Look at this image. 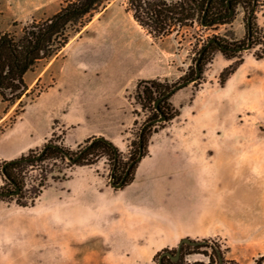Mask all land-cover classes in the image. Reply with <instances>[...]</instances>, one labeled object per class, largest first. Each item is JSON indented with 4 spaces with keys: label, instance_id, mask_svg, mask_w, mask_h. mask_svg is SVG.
Instances as JSON below:
<instances>
[{
    "label": "rangeland",
    "instance_id": "rangeland-1",
    "mask_svg": "<svg viewBox=\"0 0 264 264\" xmlns=\"http://www.w3.org/2000/svg\"><path fill=\"white\" fill-rule=\"evenodd\" d=\"M63 3L0 0V31L18 35L27 23L50 17ZM246 16V9L239 4L223 24L205 28L195 21L154 40L133 19L127 0H111L61 52L39 62L25 75L28 91L22 97L24 111L14 123L24 113L25 118L42 119L50 114L46 110L50 103L90 98L111 81L124 79L122 98L135 117L127 148L118 149L125 162L140 126L152 113L138 103L137 84L158 80L175 87L190 81L198 53L210 38L227 45L245 44ZM254 18L257 38L264 35V0H258ZM261 50V45H256L230 60L218 51L207 54L200 79L186 86L191 95L184 102L183 114L180 116V108L173 106L180 117L156 127L149 138L148 147L154 134L173 122L161 140L166 145L151 155L148 149L132 181L122 189L111 186L106 158L98 160L100 173L93 195L74 197L66 193L68 188L62 190L66 187L62 182L75 167L67 158L29 168L24 174L27 196L40 181L45 180L46 186L33 207L0 201V264H157L155 255L162 250L175 254L183 238L207 240L210 246L219 245L225 254L222 220L226 219L240 226L238 245L253 241L255 233L249 231L248 224L264 204V185L256 183L264 180V172L256 169L254 161L260 157L264 167V57L254 58ZM216 56L229 62L226 67L238 59L250 64L251 79L243 78L223 90L221 72L217 75L213 65ZM195 98L199 107L192 109ZM249 106H254V111ZM16 110H21L18 104L10 108L0 126L9 124ZM53 128V134L31 150L39 151L53 135L55 143L65 146L64 130L57 121ZM78 146L65 147L75 151ZM190 150L194 151L191 158L186 154ZM190 160H205L208 169L203 172L187 164ZM148 205L159 207L152 210ZM105 214L110 218H104ZM91 216H96L93 224L81 225L91 223ZM146 221V238L138 242L136 238L143 232L138 225ZM183 247L181 264H210L202 253L207 249Z\"/></svg>",
    "mask_w": 264,
    "mask_h": 264
},
{
    "label": "trees",
    "instance_id": "trees-1",
    "mask_svg": "<svg viewBox=\"0 0 264 264\" xmlns=\"http://www.w3.org/2000/svg\"><path fill=\"white\" fill-rule=\"evenodd\" d=\"M110 1L64 0L57 12L46 19L27 23L18 35L0 31V121L15 104H18V107L21 108L20 111H15L9 124L0 126V135L24 111L22 97L28 91L25 75L39 62L50 60L61 52L70 39L80 32L96 13L105 9ZM239 4H242L247 11L245 44L227 45L218 38H213L215 41L207 48H205V44L195 60L196 63L201 51L204 50L199 60L200 75L207 63V54L218 51L230 60L242 52L241 49L248 42L251 44V49L256 45H261L262 50L255 52L254 58L256 60L263 59L264 35L256 38L253 28L258 0H127L128 10L131 12L133 19L154 40L161 39L179 28L191 26L195 21L200 26L206 25V28L223 24L231 19V17H227L229 9H235ZM249 17L250 21L248 22ZM242 63L243 61L238 59L221 71L219 75L220 86L224 87ZM195 75L194 68L191 80ZM199 79L200 77L197 80ZM175 87L167 83H161L158 80L140 81L137 84L136 99L138 103L143 109L152 110V113L140 126L137 139L132 141V151L127 161H123L118 148L104 137L93 136L87 138L74 151L55 143L53 135L39 151L30 150L26 155L19 158L0 161V175L4 182V185L0 188V201H15L19 206L33 207L35 200L43 193L46 181H40L32 195L28 197L27 191H25L24 174L29 168L51 159L65 160L70 157L71 160L68 162L70 166H93L99 159L106 158L111 167L110 178L112 177L114 182H120L128 172L124 179V186L128 185L133 179L137 164L140 162V160H137L138 157L144 158L148 155L149 138L156 132L155 128L161 127L160 125L167 124L179 116V110L174 108L170 102V98L176 92H172ZM158 99L161 100L158 107L155 108L154 103ZM160 116L165 118L163 122L148 124ZM85 147H87L86 150L79 155ZM17 190H19L18 193L13 195ZM183 246L177 261L173 262L170 258L163 257L161 262L157 264H181ZM192 248L196 250L207 249L202 253L209 258L210 264H220V259L222 264H236L225 259L224 251L221 250L219 245L212 244L210 246L207 240L199 242ZM164 252H167V250H162L155 255L158 261L160 255ZM262 262H264V255L259 257L255 264H261Z\"/></svg>",
    "mask_w": 264,
    "mask_h": 264
},
{
    "label": "crops",
    "instance_id": "crops-1",
    "mask_svg": "<svg viewBox=\"0 0 264 264\" xmlns=\"http://www.w3.org/2000/svg\"><path fill=\"white\" fill-rule=\"evenodd\" d=\"M228 63L222 57L216 56L213 64L217 68L216 74L218 75ZM249 65L247 66L243 63L228 79L222 89L225 90L230 85L239 83L243 78L251 79V67ZM123 80L120 79L116 83L111 81L112 84L109 83L110 86L98 90L90 98L50 103L46 106V110H49L50 114L42 119L36 118V116L32 119L25 118L24 113L10 128L0 135V161L13 160L31 149L40 147L55 131L53 128L55 121L64 130L62 140L67 147L75 148L87 138L101 136L112 142L120 151H124L128 145L129 131L135 122V117L131 114L122 98ZM254 84L252 83L253 86ZM190 95L191 93L186 87L170 98L172 105L180 108V116L186 108L184 102L190 99ZM190 107L192 109L199 107V102L196 98L192 101ZM254 108V106L248 107L250 111H254ZM172 123L151 138L148 147L150 155L155 150L166 145L161 140L171 131ZM209 152L206 151V153ZM186 154L191 158L194 156V151L190 150ZM254 161L256 169L264 172V167L260 165V157L257 156ZM100 163L101 161L92 167H72L68 178L62 182V186H66L62 190L64 191L68 188L66 193L74 195V197L80 194L93 195L97 191ZM187 164L195 165L196 168L201 169L203 172L208 169L206 167L207 161L205 160L198 163L190 160ZM256 183L264 185V180H258ZM2 185L3 181L0 177V187ZM132 201L134 202V200ZM148 207L156 210L159 205H148ZM110 216L105 214L104 218L109 219ZM94 217L96 218V216L88 218L91 223L85 222L81 225L93 224L92 220ZM150 219L156 220L153 217ZM146 223L147 221L139 224L138 228L143 231ZM222 225L224 226L222 239L226 243L227 248L224 254L226 260L234 261L238 264H255V259L264 255V204L259 207V211L248 224L249 231L255 233L253 241L238 245L236 235L240 232L238 231L240 226L235 221H228L227 219L222 220ZM143 233L144 231L141 234V238H136V241L139 242L146 238V233ZM261 264H264V262Z\"/></svg>",
    "mask_w": 264,
    "mask_h": 264
},
{
    "label": "water",
    "instance_id": "water-1",
    "mask_svg": "<svg viewBox=\"0 0 264 264\" xmlns=\"http://www.w3.org/2000/svg\"><path fill=\"white\" fill-rule=\"evenodd\" d=\"M233 15H234V10L231 8L230 11H229V14L227 15V17H232ZM249 21H250V17L248 18V22H249ZM203 27L206 28V25H203ZM214 41H215V40H214L213 38H210V39L208 40V42L206 43L205 48H207V47H208L211 43H213ZM250 49H251V44H250V42H248V44H247L244 48H242L241 50H243V51H247V50H250ZM203 53H204V50L201 51V53H200V55H199V58H198V60H197L196 63H195V71H196V75H195V77H194L192 80H190V81H186V82H183V83L178 84V85L174 88V90H173L172 92L178 91V90H180V89H182V88L188 86L190 83H192V82H196V81H197V79H198V77H199V75H200V70H199V60H200V58H201V56H202ZM160 100H161V99H158V100L154 103V107H155V108L158 107V105H159V103H160ZM164 120H165V118H164L163 116H160L158 119H156V120H154V121H152V122H149L148 124H150V123H151V124H154V123H160V122H163ZM148 124H146V125H148ZM146 125H145V126H146ZM142 131H143V129L141 130V133H142ZM86 148H87V147L83 148V150L79 153V155H81V154L86 150ZM42 152H43V150H42ZM79 155H78V156H79ZM141 158H142V157L139 156L137 160H141ZM67 160L70 161V160H71L70 157H67ZM127 173H128V172H126V174H125V176L122 178V180H121L120 182H117V183L114 182V181H113V178L111 177V178H110V184H111V186H112L114 189H122V188L124 187V179H125ZM18 191H19V190H17L13 195H16V194L18 193ZM0 195H1V194H0ZM198 243H199V242L192 241V240L189 239V238H183V239H181V240L179 241L175 254H172V253H170V252H164V253H162V254L160 255V257H159V261H158V262L160 263V262H161V259H162L163 257H168V258H170L173 262H175V261H177V260L179 259V257H180V252H181V248H182L183 245L187 244V245H191V246H196ZM220 264H222L221 259H220Z\"/></svg>",
    "mask_w": 264,
    "mask_h": 264
},
{
    "label": "flooded vegetation",
    "instance_id": "flooded-vegetation-1",
    "mask_svg": "<svg viewBox=\"0 0 264 264\" xmlns=\"http://www.w3.org/2000/svg\"><path fill=\"white\" fill-rule=\"evenodd\" d=\"M234 10V9H233ZM229 11H230V9H229ZM229 14V13H228Z\"/></svg>",
    "mask_w": 264,
    "mask_h": 264
}]
</instances>
